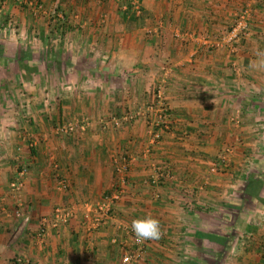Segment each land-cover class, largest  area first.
<instances>
[{
    "label": "crops",
    "instance_id": "0c3cea01",
    "mask_svg": "<svg viewBox=\"0 0 264 264\" xmlns=\"http://www.w3.org/2000/svg\"><path fill=\"white\" fill-rule=\"evenodd\" d=\"M244 1H0V264H119L127 227L148 217L160 235L135 264H264V0H251L236 51L203 44ZM160 83L169 129L143 154ZM66 122L73 130L55 132ZM121 154L125 191L86 230L83 204L111 188ZM20 167L16 215L8 183ZM153 167L165 172L156 184ZM56 205L73 214L37 239Z\"/></svg>",
    "mask_w": 264,
    "mask_h": 264
},
{
    "label": "built area",
    "instance_id": "2783aa9c",
    "mask_svg": "<svg viewBox=\"0 0 264 264\" xmlns=\"http://www.w3.org/2000/svg\"><path fill=\"white\" fill-rule=\"evenodd\" d=\"M253 2L251 0H245L239 9L235 12L234 18L228 27L220 34L212 37H203V44L208 47H225L229 52H234L236 49L237 42L242 37L248 34L250 29V19L253 12ZM153 100L148 102L145 107V112L150 113L151 117L148 119V133H147V143L142 149L143 154H147L151 145L158 142L161 139L163 133L167 132L169 129V122L167 121V106L165 103L163 85L160 83L154 89ZM131 114L126 113L123 115V119H128ZM74 128V124L71 122L61 123L55 127V132H66L71 131ZM130 156L121 154V156L114 158V171L117 174L116 181L111 186V188L103 192L97 201L94 203L83 204V221L86 230H92L101 224L106 223L111 216L112 208L116 202L121 199L122 194L126 188V168L127 163L130 160ZM226 159L225 155H221L219 162L224 164ZM24 173V168L20 167L17 170V176H14L9 180L8 186L12 192V196L15 198L16 207L14 212L19 215L20 211V199L17 196L18 191L21 188L22 180L19 175ZM165 175V172L153 167L150 174V183L156 184L161 180V177ZM64 186L62 178L58 179L57 187L61 188ZM73 214V208L66 205H56L52 208V212L49 216H42L39 221V226L35 231V237L41 240L46 232V227H57L60 224L66 222ZM23 220L27 221L28 216L22 215ZM125 229V228H124ZM131 231L132 237V247L130 251L123 253L120 256L119 264H135L136 260L139 258L141 252L144 249V244L147 239L139 240L137 239L132 227H127V231ZM23 260L21 257L16 256L9 261V264H22Z\"/></svg>",
    "mask_w": 264,
    "mask_h": 264
},
{
    "label": "clouds",
    "instance_id": "9594fccd",
    "mask_svg": "<svg viewBox=\"0 0 264 264\" xmlns=\"http://www.w3.org/2000/svg\"><path fill=\"white\" fill-rule=\"evenodd\" d=\"M264 66V61L261 62ZM132 229L139 240L159 238V223L157 220L148 217L146 219H137L132 222Z\"/></svg>",
    "mask_w": 264,
    "mask_h": 264
},
{
    "label": "rangeland",
    "instance_id": "374dc122",
    "mask_svg": "<svg viewBox=\"0 0 264 264\" xmlns=\"http://www.w3.org/2000/svg\"><path fill=\"white\" fill-rule=\"evenodd\" d=\"M0 1H2V0H0ZM14 2H18V0H14ZM126 2H127V0H122V4H123V3H126ZM0 13H1L0 16L3 15V16H4L3 19H4V21H6V19L8 18V16H7V15H4V13H2L1 11H0ZM0 18H2V17H0ZM0 20H2V19H0ZM13 24H14V29H15V28H16V25H15V22H13L12 19H10V22L7 23V25H9V27H11ZM250 28H251V26H250ZM9 31L12 33V29L9 30ZM13 31L16 32V30H13ZM249 31H250V29H249ZM249 31H248V34H249ZM248 34H247V35H248ZM244 37H245V36H244ZM244 37H242V38H244ZM242 38H241V39H242ZM241 39H239V41L237 42V44L240 42ZM52 45H53V42H51V41H47V42H46V46H45V48L48 49V50L50 49L51 51H53ZM68 45H69V44H68ZM236 47H237V45H236ZM67 48H70V47L68 46ZM75 48H77V47H75ZM75 48H74V49H75ZM75 50H77V49H75ZM69 51H70V49H69ZM227 51H228V50H227ZM235 51H236V50H235ZM67 60H68V59H67ZM86 61H87V63H89L90 60H86ZM81 62H82L83 64H86V63L84 62V60H79V59H78V62H77V63H78V64H82ZM63 76H64V75H63ZM63 76H62L61 74H59V76L57 75V79H56L57 82H62V83L65 82V83H68V76H67L66 81H64V80L62 79ZM157 85H159V84H156V85L153 87L152 93L154 92V89L156 88ZM143 114H147V113L144 112ZM131 117H132V116H131ZM131 117H130V118H131ZM130 118H128V119H130ZM223 155L226 156V154H223ZM218 157L220 158V154H219ZM216 162H219V160H217ZM216 165H220V164L217 163ZM10 179H11V178H10Z\"/></svg>",
    "mask_w": 264,
    "mask_h": 264
},
{
    "label": "trees",
    "instance_id": "16d2710c",
    "mask_svg": "<svg viewBox=\"0 0 264 264\" xmlns=\"http://www.w3.org/2000/svg\"><path fill=\"white\" fill-rule=\"evenodd\" d=\"M125 7H126V8L124 9V11L120 12L121 15H122V17H125V16L128 15V14H127V12L129 11V5H128V3L126 4ZM129 15H130V14H129ZM129 15H128V16H129Z\"/></svg>",
    "mask_w": 264,
    "mask_h": 264
}]
</instances>
